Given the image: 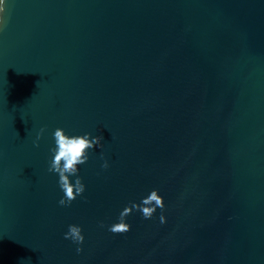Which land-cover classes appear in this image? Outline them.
I'll return each instance as SVG.
<instances>
[{
    "label": "water",
    "instance_id": "95a60500",
    "mask_svg": "<svg viewBox=\"0 0 264 264\" xmlns=\"http://www.w3.org/2000/svg\"><path fill=\"white\" fill-rule=\"evenodd\" d=\"M4 8L0 264H264V0ZM56 128L103 137L70 206L48 171ZM152 190L163 209L108 230Z\"/></svg>",
    "mask_w": 264,
    "mask_h": 264
},
{
    "label": "clouds",
    "instance_id": "9594fccd",
    "mask_svg": "<svg viewBox=\"0 0 264 264\" xmlns=\"http://www.w3.org/2000/svg\"><path fill=\"white\" fill-rule=\"evenodd\" d=\"M5 0H0V26L6 27L7 20L4 18ZM45 128H41L37 134V141L43 136ZM53 139L55 141V147L51 149L54 154L53 159L50 162L48 171L50 173L58 174L59 187L64 193V196L59 200L61 206H70L72 201L80 196L85 191V185L82 182L81 177L78 175L79 165L87 163L89 159L88 152L97 146L103 148L101 140L102 136H91L90 133L84 135L70 136L65 133L63 128H56L53 133ZM38 147V143L34 142ZM101 159H103V153H101ZM102 168L107 169L109 167L107 160L101 165ZM71 177H75L73 182ZM158 190H152L151 193L142 199L141 203H130L119 214V222L111 225L109 231L114 234L127 233L131 225L125 222L133 210L140 211L145 219H150L156 212L157 208H164L163 198L157 194ZM161 223L165 222V217L160 216ZM103 227V224H101ZM64 239L71 240L76 244H82L84 236L82 235V229L78 225L71 224L68 226V231L64 233ZM79 253L82 248H77Z\"/></svg>",
    "mask_w": 264,
    "mask_h": 264
}]
</instances>
